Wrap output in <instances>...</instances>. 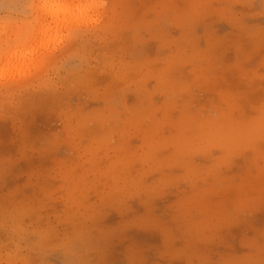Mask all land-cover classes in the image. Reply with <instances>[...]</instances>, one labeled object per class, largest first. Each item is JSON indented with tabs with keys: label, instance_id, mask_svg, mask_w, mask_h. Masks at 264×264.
I'll return each mask as SVG.
<instances>
[{
	"label": "clouds",
	"instance_id": "clouds-1",
	"mask_svg": "<svg viewBox=\"0 0 264 264\" xmlns=\"http://www.w3.org/2000/svg\"><path fill=\"white\" fill-rule=\"evenodd\" d=\"M262 217L264 0H0V264H264Z\"/></svg>",
	"mask_w": 264,
	"mask_h": 264
},
{
	"label": "rangeland",
	"instance_id": "rangeland-1",
	"mask_svg": "<svg viewBox=\"0 0 264 264\" xmlns=\"http://www.w3.org/2000/svg\"><path fill=\"white\" fill-rule=\"evenodd\" d=\"M51 126V121L47 117L45 113H37L35 116V120L32 123L31 131L33 136H39ZM5 134H10V129L5 126ZM142 211V209L140 210ZM118 217L113 215L108 219V223L115 224L118 222ZM262 220H264V217H262ZM136 238L141 240H151V237L145 236L144 234H133Z\"/></svg>",
	"mask_w": 264,
	"mask_h": 264
}]
</instances>
